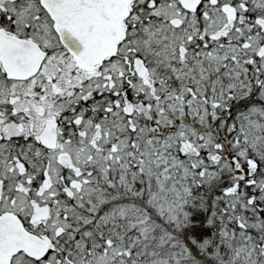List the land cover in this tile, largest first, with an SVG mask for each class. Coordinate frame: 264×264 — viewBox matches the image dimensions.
Listing matches in <instances>:
<instances>
[{
    "label": "snow or ice",
    "instance_id": "6c2138e0",
    "mask_svg": "<svg viewBox=\"0 0 264 264\" xmlns=\"http://www.w3.org/2000/svg\"><path fill=\"white\" fill-rule=\"evenodd\" d=\"M0 264H264V0H0Z\"/></svg>",
    "mask_w": 264,
    "mask_h": 264
}]
</instances>
